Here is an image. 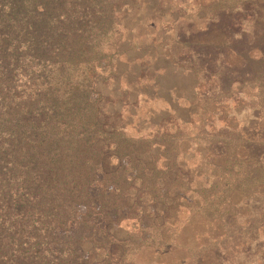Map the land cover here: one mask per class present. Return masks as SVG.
Segmentation results:
<instances>
[{"label": "trees", "instance_id": "16d2710c", "mask_svg": "<svg viewBox=\"0 0 264 264\" xmlns=\"http://www.w3.org/2000/svg\"><path fill=\"white\" fill-rule=\"evenodd\" d=\"M250 1L239 10L216 11L204 30L173 35L182 46L174 63L212 83L204 92L208 99L243 83L256 85L264 101V0ZM118 5L0 0V264H84L76 252L53 248L81 208L91 213L101 174L113 190L99 196V218L110 220L126 207L135 182L140 199L153 192L161 201L154 196L160 173L139 158L156 143L117 131L102 98H95L98 68H114L108 46L116 27L126 31ZM101 143L114 146L118 168L112 169ZM243 151L247 172L256 167L264 179V145L248 143ZM172 171L162 179H171Z\"/></svg>", "mask_w": 264, "mask_h": 264}, {"label": "rangeland", "instance_id": "374dc122", "mask_svg": "<svg viewBox=\"0 0 264 264\" xmlns=\"http://www.w3.org/2000/svg\"><path fill=\"white\" fill-rule=\"evenodd\" d=\"M114 1L121 4L118 23L126 31L116 27L108 46L114 68H98L95 98H102L117 131L156 143L139 158L160 173L154 196L161 201L153 192L140 199L135 182L128 205L110 220L99 218V196L113 190L101 174L91 213L81 208L57 233L54 251L70 249L84 264H121L120 258L127 264H264V179L256 167L247 172L243 153L248 143L264 145L261 92L237 83L228 95L208 99L204 92L212 83L206 86L203 75L173 60L182 49L173 36L178 31L204 30L216 11L239 10L251 1ZM216 141L224 144L215 147ZM98 148L112 169L120 166L114 146ZM170 169L171 179H162ZM134 174L128 172L130 180Z\"/></svg>", "mask_w": 264, "mask_h": 264}]
</instances>
